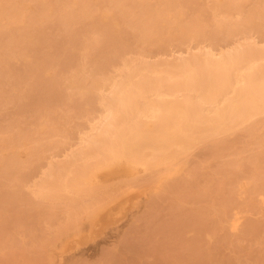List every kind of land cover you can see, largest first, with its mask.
I'll return each mask as SVG.
<instances>
[{"label": "rangeland", "instance_id": "rangeland-1", "mask_svg": "<svg viewBox=\"0 0 264 264\" xmlns=\"http://www.w3.org/2000/svg\"><path fill=\"white\" fill-rule=\"evenodd\" d=\"M44 1L45 2L41 0H0L1 8L3 4V8L1 9V12H0L2 14V15L0 14L1 15L0 16V35H1L0 36V98H1L0 100V138H1L0 139V159L2 158L4 154H6L8 151L11 150V148L9 150V147H11V143H7V144L3 143L5 140L4 138L7 139V134H8V137L11 134V138L14 137L15 135L18 137L19 136L18 134H21L20 135L21 138L19 136V139H15L17 140L15 141L17 145L15 146V149L19 157L18 162L24 161V163L27 165L28 163L30 164V161H31V164L30 165L28 164L27 167H24L25 164L19 165L20 164L19 162L17 167L21 166L20 169L18 170L19 167L18 168L15 167L14 169H16L17 171H14V169L11 168L12 169L11 172L13 173H10L11 169L7 171V169L3 170L0 168L1 169L0 173L5 171L4 174H6V175L0 174V194L1 192L4 191L3 194L0 195V198L4 195V197L1 198L0 200V264H264V179H262L264 178V172H263L264 171V165H263L264 164V160H263L264 159V147H263L264 138L261 137V135H263L264 137V113L263 114L257 113L255 114V116L253 115L249 120H247V122L241 123L240 124L241 126L239 125L238 127L236 126L232 130H229L230 135L232 132L231 136L234 138H231V136H229V131H227V133L225 132L224 135H220L223 133H219V135L216 134V135H213L214 137L211 136L207 140L205 139L203 141L204 143L200 141L201 144L207 145L206 147L208 149L205 147V145L204 146L201 145L200 142L196 143L198 146L194 144V146H192L193 148L190 147L187 150V153L182 155L181 158H179V162L176 165V168H178L176 170L177 172L175 171L176 173L174 171L172 172L170 171L171 172L170 173L168 169L165 168L166 166L164 165L154 166L153 168H150L153 171L145 169L140 165H135L133 167V170L124 171L122 173L120 171V172L114 173L115 175L113 174L111 176L109 175L108 178L106 176L98 178L99 181H96V184L99 187L102 186L101 187L102 189L98 187L97 190L98 189L99 190L96 193H94L93 190H87L86 192H84V194L80 193V195H77L76 193L70 190H64L63 195H62L63 197H59L61 200L58 197L52 198L46 195L41 196V198L44 200L42 199L40 200L39 196L42 194L38 192V190L36 189L37 187H35L37 186L36 184L41 181V180H38L37 178L41 179L40 174H42V172L44 171V167L45 168L47 167L48 169L52 163L54 164V162L55 163L57 162V158H58V161L61 157L63 158V155H64V158H66V155H68L69 152L72 151L70 149L74 150L79 146V144H82L81 143L82 141L80 142V137L84 138L86 136V134H82V132L88 134L89 131H91L90 130V127L92 125L91 122L94 121L93 124H95L97 122L95 120H98V117H100V115L98 116V114L103 112V105H101L102 101L100 102L98 98V96L101 95V92H102L101 90H97L95 88H89V89L83 88L84 90L83 89L79 90L78 88L71 87V84H72L71 80L69 82L67 81L69 80V78H71L73 74L76 73V71L75 73H73L72 70L74 71L79 68L78 63L80 64V66L82 63L84 64L83 70L85 71L82 70V73H84L85 75L84 74L82 75L84 77L87 76L86 78H90V76H93V75L94 77L96 75L99 76L100 74H104V73L105 74L107 73L106 75L110 76L111 78L113 77L116 78L117 75H120L119 73L122 72V69L125 70L128 66H131L132 64H134L133 62H135V59L138 60V58L140 59V57H142L144 60H147V61L152 62L155 59L154 60L155 62H158V60L160 62V60H164V58L166 60L168 59V57H169L168 60H170L172 58L171 54L172 56L174 55L175 57V54L178 55L177 53L179 52H181L183 56L184 54L186 55L188 51L190 52L195 51L198 53L200 48L204 47V45L213 46L214 49L216 50L217 49L221 50V49H224L225 47L228 48L234 43H237L236 41L240 39L241 40L239 42L241 43H244V42H247V40L253 39L254 41L256 40L261 41L264 44V27H263L264 10L261 11L263 12L261 13L262 16L258 15L254 18L255 22L253 25L254 26L256 25L255 27L252 26L250 27L251 29L249 27H245V28L239 27L238 29H236V31H234L235 33L233 32L232 35L231 33H228L227 34L228 36H227L226 35L227 29L225 27L219 26V28H217L218 27L216 26L217 20L224 21V22L225 20L226 22H229L230 20L227 21L228 19H231V21L233 22L238 21L240 20V17L242 18L241 16L242 11L247 10V9L250 10V8H253V6L256 5V2L254 3L253 0L252 1L251 0L249 1L239 0V3H241L239 5L240 8L236 7L235 9H232L233 11L230 10L231 12L229 11L228 14L224 15L223 11H220L221 13L219 11L218 12L216 11L217 13L214 11L215 10L214 4L217 3L218 0H197V2L202 1L201 3L202 5L201 4L199 5L200 2L197 3L196 0H194L195 3H193L194 1L192 0H186V3H184L183 5L188 6V8L186 9V6H184L185 10H183V7H182L183 5L180 6L181 2L182 1L184 2V0L182 1L181 0H178V1L169 0L170 3L171 2L172 3L168 5L167 9H170L171 7V10L170 11L167 10V12L166 11L157 12L156 10L158 8L156 6H158L162 0L160 1L159 0H146V1L140 0L141 2L139 1L138 2L139 4L137 3V0H117V2L119 3H117L116 0H104V1H101L100 3H98L97 0H88V3L89 1L90 3L87 5L90 7V9L89 7H87L88 9L86 13L84 14L85 16L81 15L82 18H80L81 16L78 15L80 13L79 11L82 6L80 5L81 4L80 0H63V2L66 1V3L64 2V4H61L63 3L62 0H56L57 3L55 0H52V3H51V0H44ZM59 1H61V3ZM114 1L116 2V4ZM254 1H257V0H254ZM142 2H144L146 5L147 4L151 5L150 7L152 9L155 7L154 13L156 16L160 17L159 20L161 23H166L169 26L175 23V21H173L174 20L173 15L175 14L174 12L175 7L176 9H178L179 7L183 11L182 12V18L184 19L183 22L193 19L195 22L197 21L199 23L200 27L199 25H197V23H195L197 26L195 31L193 30L191 32V30L188 29L190 32L186 31L187 33L185 31H181V29H179V25H177L178 28L177 26H174V27L171 26L170 27L171 32L168 31L169 28L168 30H166V28H163L161 30L158 29L160 31L159 33L157 32L158 35L157 34H153L154 36L151 35L153 39L155 38V35H157L156 36L157 38L153 40L150 36L149 38L145 36L147 40H144L145 37H142V38L139 37L141 36V33H140V30L136 28L138 25L135 24L136 22L137 24L140 23V19L135 18V16H137L138 18L139 17L143 18V15L141 14V9H140L141 8L140 3ZM4 3H7V4H4ZM111 3H113V5H111ZM108 4L111 5L112 7L116 5L117 11H116V7L112 8ZM118 4L120 5L118 6ZM129 4L134 9H132ZM132 4L136 6L134 7V5ZM187 4H189L190 6ZM195 4H198V6H200V9L197 8L198 6H196ZM123 5H126L124 7L127 10L123 7ZM127 5L130 8H128ZM75 6L76 8H73ZM137 6L139 7L140 12L137 11V14H136V10H137L136 8H138ZM122 7H123V10H122ZM173 8H174V11H173ZM120 9L122 10L123 14L118 11ZM128 9L129 11L133 12L132 13L133 17L130 16L131 14H128L129 17H131L135 21L127 17H122L124 13L129 12ZM194 9L196 10L198 9L200 12ZM238 9L240 10L243 9V10L239 13L240 10ZM12 10L14 11V14L12 13L13 12ZM124 10H126V12ZM61 11L63 14L61 13ZM3 12L5 13V15ZM70 12L76 13V15L74 13V15L76 16L75 17L76 19L74 18V15H72L73 18L70 20L71 22L68 21L67 25H65L63 23V19L65 18V16H68V13L69 15H71L72 13ZM90 13L94 17H92ZM118 13H119V16H118ZM196 13H197V16H195ZM133 14L134 15L136 14V15L134 16ZM55 15H57L58 17H56ZM113 15H117V17L121 16L123 18V19L118 18V20L119 21L121 20V22H119V25H120L121 30L123 29L124 30L123 31L120 30L121 32L118 35V37H116V39L114 38L112 40L108 39V41L104 43L105 41V39L103 41L104 28L102 26L104 23L99 21L98 18L99 16L104 17V18L106 16V18L109 19ZM223 15L224 16L227 15V16L223 17ZM194 16L195 18H197L196 20L194 19ZM55 18H57L58 20ZM94 18L98 22V23L95 22L96 25H94L95 24ZM126 19L128 20V23L127 21H123L125 23L124 24L122 20H126ZM234 19L236 20L234 21ZM260 21L263 23H261ZM132 22L133 23L135 22V23L133 24ZM130 25L134 27H129ZM39 26L41 27L40 30H39ZM93 26L95 27L93 28ZM175 27H176L177 32L173 33V31H176ZM80 28L83 29V33ZM132 28L136 29L135 33H136V36H138L139 38H137L134 35L135 33L132 32L134 31ZM253 28H254V31L256 30L255 32L253 31ZM221 29L225 30V32H223V30ZM34 30H35V33H34ZM259 30H261L262 32ZM40 32L42 33L41 35H39ZM8 33L12 34V37H9L10 34L8 35ZM168 33L170 34L168 35ZM171 33H173V35H171ZM67 37L70 39L69 41H71V38H73V42H69ZM92 37H94L93 40H92ZM120 38H121V41H120ZM48 39H51V40H48ZM100 39L103 42L100 41ZM95 40L98 41L100 44L102 42L101 47L104 46V48L102 47L103 50L104 49H108V50H104L103 52V50L101 51V47H100V49H97L99 50L97 53L98 55H97L95 53V51L97 52L96 49H94L95 51L90 49L91 52L94 51L91 53L92 56H93V53H94V56L95 55L98 56L94 58L93 60L94 62L91 60L92 56L89 59L85 58L84 56L81 59H79L80 58L79 56L83 55L82 52L79 54V51H80V48L83 47L84 43H87V45H90L89 42H92ZM150 40H153V41H150ZM160 40H162L163 42ZM46 41L51 46L47 45ZM114 41H119V42H116L115 44ZM50 42L52 44H50ZM261 42L260 43L258 42V44H261ZM70 43L72 44L70 45ZM140 43L141 45H139ZM78 44H81L82 46L80 45V48H79ZM110 45L113 47L112 48L113 50L111 49ZM142 45L145 47L143 48ZM71 46L72 48H75L76 50L72 49ZM138 46L140 47V49ZM115 47L118 49H116ZM62 48L65 50H63ZM70 49H72V51L74 52H72ZM109 49H111V51ZM82 50L83 48H81V51ZM102 52L103 54L104 53L105 54L103 55ZM109 52H111V54ZM66 53L67 55H65ZM102 57L105 59H103ZM40 59L43 62H41ZM96 59L97 60L99 59L98 61L100 62V64L102 62V64L100 65ZM131 59L134 61L132 62ZM36 60H40V61H36ZM171 60H175V58ZM123 61L126 63V68L124 66ZM127 61L131 65H129ZM95 62L96 64H94ZM41 63H43V65ZM40 64L43 66L42 70H39ZM76 65H78V68ZM90 65L91 66L95 65L94 67L95 69L92 68ZM97 65H100V67H98ZM42 66H40V69ZM33 69H34L33 74H31ZM35 70H37V72ZM89 70H91V73H88L90 72ZM39 72L41 73L37 74ZM70 73H73V74H70ZM51 76L53 77V80L55 78L56 82L52 80ZM66 76H68L69 78ZM49 79L55 82L54 83L55 86L57 85L58 86L51 88L50 84H48L50 82ZM57 79L59 81H57ZM71 79H73V76ZM38 81H41L40 85L39 83H37ZM57 82H60V84ZM67 83H69V85ZM44 84H45V89H44V86H42ZM25 85H28V86L23 88ZM31 86H33V88ZM47 86H50V87L47 88ZM68 86H70L71 88ZM20 87L22 88L21 91L19 90ZM40 88L41 89L43 88L42 90H45V91H42V94L47 93L48 91L51 94L48 92L47 93L48 96L45 97V95H42L40 93L41 91L39 90ZM57 88L62 89V90H57ZM15 89L19 91L17 90L15 91ZM107 90H108V87H106L102 93L106 94ZM60 91L62 94L60 93ZM29 93H33L32 98L35 99L34 102L30 100L32 98L30 97L31 95ZM3 94H5L4 97H3ZM25 94L26 95L28 94L30 99L29 98L27 99L28 95L24 96ZM35 94L36 95L38 94L39 96L41 95L46 99L43 100V97L41 98V96L38 98V95L36 96ZM21 96H23V99ZM65 96H68V97H65ZM79 96H81L80 97L81 100L83 99L84 101L80 100L81 102H79V99H80ZM20 98L22 101H20ZM70 98L71 100L69 101ZM87 98L90 102L85 100ZM24 101L27 102V104H25ZM36 101H40V102H38V104H33ZM81 103L83 104L85 103L84 105H86V107ZM36 105L38 108L36 107ZM54 112H55V116H53ZM64 113L66 115H64ZM40 117H42L41 118L42 122H39ZM64 118L66 119L65 120L66 123L64 121ZM253 118L255 122L253 121ZM53 121L54 123L55 122L56 123L54 124ZM248 121L251 122L252 124V125L250 124L251 126L255 125L254 129H256V131L253 130L254 137L252 136V134L250 136L249 132H246L248 129V125H249ZM43 122L47 126V127H44L45 130H43L44 128H42L43 126H45ZM60 122L62 123V129H61ZM40 123L42 126L41 127L42 130L40 129V131L42 133L40 131H39L40 133L37 132L39 130L37 125H40ZM89 124H90V127H88ZM242 126H243V129L241 128ZM54 127L55 128L57 127L58 130L55 129ZM63 127L65 130L63 129ZM244 127L246 129H244ZM18 128H22L23 130L18 129ZM18 130H19V133L17 132ZM23 131H25V135L27 136L29 135V133L32 132L31 133L32 137L29 136L31 138L27 139L28 137L25 136L24 133L22 134ZM49 133L52 135H49ZM66 135H67V138H66ZM78 135H81V136H78ZM16 136L14 138H17ZM227 136H228V140H226ZM258 136H260V138ZM23 137L24 138L26 137V138L24 139ZM46 137H47V140H45ZM216 137L218 138L224 137L223 138L224 140L222 138L219 140ZM36 138H39V139H36ZM49 139H52V140L48 141ZM231 139L234 140V142ZM30 140H32L33 142L31 141L32 142L31 143ZM213 140H214V143H213ZM259 140L260 141L263 140V141L260 143ZM5 141L6 142L11 141L10 137ZM34 141H38V142H35L34 144ZM206 141H208L207 144L205 143ZM209 141L211 142L210 144H209ZM49 142L51 145H49ZM28 144H30V146H28ZM38 144L43 145V146L41 147ZM54 144L58 147H56ZM229 144L231 146H229ZM216 145H217V148H216ZM256 145H259L260 147L259 146L256 147ZM224 146L226 148H224ZM30 147L32 148V152H29V150L31 151ZM71 147H74V148H71ZM35 150H38L39 154H37L36 153L37 151L35 152ZM234 150L235 152H233ZM209 151L213 156H211ZM211 151L212 152L215 151L214 154ZM27 152H29L30 155L32 154L31 158L34 161V163L32 162V160H30V157H29L30 155H28L29 153ZM40 152H42V155ZM256 154L257 155L260 154L259 159L261 161L259 159H256L257 158ZM27 156L29 158L24 160V158ZM34 158L36 161L34 160ZM49 158L56 159V160L50 161ZM250 158H252L253 161ZM49 161L51 164L49 163ZM257 161L259 163H257ZM35 162H38V163L36 164ZM216 162L220 163V165H214V164H217ZM239 162L240 164L242 163V165H240ZM260 162L263 164L261 165ZM34 164L35 166L37 165L35 168H34ZM197 164L199 166L196 168ZM251 164L254 166H252ZM258 164H260L263 167V171H260L262 170V167L260 166L261 167L260 168ZM31 165L33 167H31ZM215 166L217 167L215 168ZM249 166L254 168V169L252 168L253 171L252 169L248 170L250 168ZM219 167H220L219 169L220 174L217 172L219 171L217 169ZM32 168H34L35 170H32ZM158 168L162 169L161 170L162 172L161 171L160 172H161V175L163 176H162V179L161 178L160 179L161 180L164 179V182L167 180L168 181L167 183L166 182L163 183V181L159 180L158 176L156 178V174H153L154 172L157 171ZM30 169H31V172H30ZM194 169L196 170L194 171ZM191 170H193L192 175L193 174L195 175L196 172L199 175L196 174L195 176L194 175L190 176L191 174H189V171ZM165 171L167 172L166 173L167 175L164 174ZM227 171L228 173H231L232 171L233 173L231 174H234L235 176L232 175L233 176L232 178L231 174L227 175L228 174L227 173L225 175ZM212 172L214 173V175L210 174ZM222 172H224L223 173L224 175L222 174ZM262 172H263V176L261 175ZM256 173H261L257 175V177L259 176L258 178H254V175L256 176ZM176 174L178 175L180 174L181 176L180 175L179 176L181 177V179H178V181L176 180L174 182L173 181L169 182L168 179L172 180L174 178L173 175H176ZM99 175L102 176V171H99ZM150 175H151V178L150 179L147 178V177H150ZM164 175L167 176L166 180H165ZM210 175L212 179L209 177ZM250 175H252V178ZM185 176H187L188 178ZM196 176H197V179H196ZM226 176H228L227 177L228 180L226 179ZM236 176H238V179ZM41 177H44V176L42 175ZM182 177H184L183 180H182ZM221 177L223 179H221ZM259 178H261V180H259ZM34 179L38 180V182L37 181L34 182V184L36 183L35 186L33 184V181H35ZM145 179H147V181ZM179 180L183 184H179L181 183ZM185 180L186 182H184ZM187 180L189 181L187 182ZM247 180L250 181L249 184ZM254 180L255 182L257 180V182L259 183H256V184L255 182L253 183ZM177 182H179L178 183L179 186L176 184ZM210 182L211 184L208 185ZM170 183H172L173 186H175L174 183L177 185L175 186V189H172L173 186ZM168 184L169 186H171V189L167 187ZM11 186H15L17 189L15 187H13L12 189ZM164 186L166 187V189ZM185 186L188 188H186ZM113 187L114 189H112L111 191V188ZM126 187H128L127 188L128 190L127 192L129 193V194L127 193L128 195L123 190ZM189 187L191 188L189 189ZM202 187H205V188H202ZM119 188H121V190L124 191V193L128 196V198L125 194L122 193V191L120 193L122 195L118 193L115 195L114 192L118 190ZM193 188L195 191L193 190ZM230 188L232 189L233 192L230 190ZM13 190H16V191H13ZM35 190H37V192H35ZM17 191H19L20 193L18 194ZM6 192L9 193L12 196V198L9 194L8 196L5 195ZM10 192H14V193L16 192L14 195L17 197V194H18V196H20L21 198L19 199L17 197L16 199V197L12 195L13 193H10ZM22 192L25 194V196L23 195ZM34 192L35 194L40 193V195L36 194L38 196L37 197L34 194ZM111 192H113L114 194ZM160 193L162 194V196L159 195ZM196 193H198V195ZM215 193L217 194V196ZM109 194L111 197L109 196ZM112 194L115 196H121L120 199L122 198V201L119 203L120 201L119 197L117 198L113 197ZM211 194H213L212 195L213 198L212 196H210ZM26 195L27 196L30 195L31 197L26 199L24 198V197H27ZM86 195L89 197H85ZM44 196L45 198H43ZM76 196L81 201L78 198H76ZM7 197L11 199L9 200ZM109 197L110 198L113 197V199L115 198L117 202L115 201V199L114 200L112 199L116 203H111L110 201L111 199ZM246 197L251 198V200H249L248 202V199H246ZM5 198L8 199L9 203L7 202ZM14 198L16 199L15 201L19 199L20 202L19 200L18 202H14L13 200ZM30 198L31 199L33 198V199L31 200ZM102 198L106 200V203L108 202L107 200H109L110 201L109 204L111 205L108 206V203L105 204L104 202L105 204L104 207H107V206L108 207L107 209L105 208V210H103L104 212L102 213L103 214L106 213V216L104 214V216H102L97 222L98 224L96 223L97 225H91L90 222H88L89 220L88 219L89 217H87L88 211L91 208H94L95 204L99 205L98 203H100V201H101L100 204L102 205L103 203ZM11 200H13L12 202H14L15 204L12 203ZM25 201L26 203H24ZM41 201L43 202V206H40L42 205ZM96 201L98 203H96ZM27 202L29 203V205ZM36 202L37 204H35ZM86 202H87V205H86ZM245 202L247 204H245ZM26 204L28 206L27 208H30V205H31L32 208L30 209L35 210V212H33L32 210L30 211L29 209L27 211ZM71 204L73 205V207L71 206ZM116 204H118L117 205L118 207L117 206L114 207ZM36 205L37 207L38 206L39 207L37 208ZM48 205L50 206L46 207ZM91 205H94V207ZM23 206H24V209H23ZM88 207H91V208L88 209ZM109 207L110 208L112 207L113 209L114 208H118V209H114L116 210V212H114L113 209L110 210ZM207 207H209L210 209ZM72 208H74L73 213H71L73 217L69 215L70 214L69 211L70 210L72 211ZM66 209L69 210L67 211L69 212L68 214L66 213ZM83 209H86V210L84 211ZM125 209L127 210L125 211ZM36 210H38L40 213ZM56 211H58V213H56ZM60 211L61 212L63 211V212L61 213ZM25 212L27 213V215L29 213V215L27 216ZM31 212H33V214H31ZM46 212H49L48 214L50 215H48ZM50 212L54 215V217ZM82 212L86 213L87 216H84L85 214H83ZM22 213H25V214L22 215ZM234 213L235 215L237 213L240 214L239 217L241 218L239 219L240 222L238 223V227L232 230V229H229L230 227H228V225ZM19 214L22 215V217ZM5 215H7L6 217L8 218H6ZM67 216H70V217L67 218ZM62 218L68 224H66ZM62 224H64L65 227L64 226L61 227L60 225ZM89 225L90 227L91 226L92 227L90 228ZM250 225L254 228H252ZM76 226L78 228H76ZM95 227L97 228L99 227V228L97 229ZM79 228H81V231L79 230L77 232ZM89 228L92 231L91 230L89 231ZM57 230H60L61 234L60 232L57 233L58 232ZM72 231L74 232L76 231L75 235L77 233L79 234V235L77 234L78 236L76 235L77 238L75 237ZM65 234L69 236L68 239ZM70 236L72 238L74 237L77 240L73 238L74 241H72L71 240L72 238ZM82 236L84 237L83 239L81 238ZM67 241H70V242L67 243Z\"/></svg>", "mask_w": 264, "mask_h": 264}, {"label": "bare ground", "instance_id": "bare-ground-1", "mask_svg": "<svg viewBox=\"0 0 264 264\" xmlns=\"http://www.w3.org/2000/svg\"><path fill=\"white\" fill-rule=\"evenodd\" d=\"M41 1H43V2H45L44 0H41ZM56 1V0H55ZM101 1H104V0H97V2L98 3H100ZM140 0H137V3L139 2ZM141 1H143V0H141ZM140 1V2H141ZM144 1H146V0H144ZM160 1V0H159ZM159 1H158V3H159ZM174 1H178V0H174ZM182 1V0H181ZM181 1H179V2H181ZM192 1H194V0H192ZM237 0H218V2L217 3H215L214 5V11L216 12H220V11H223L224 12V15L225 14H228V12L230 11V10H232V9H235L236 7L238 8H240V4L241 3H239V0L236 2ZM249 1V0H248ZM252 1V0H251ZM5 2V1H4ZM60 3H61V1H59ZM62 2H63V0H62ZM65 3H66V1H64ZM64 2L63 3H61V4H64ZM78 2V1H77ZM80 2H81V4L80 5H82L81 6V8H80V13L78 14L79 16H81V15H84L85 13H86V11H87V7H89L87 4H89L90 3V1H89V3H88V0H80ZM115 2V1H114ZM113 2V3H114ZM116 2H117V0H116ZM116 2H115V4H116ZM133 2V1H132ZM148 2V1H147ZM189 2V1H188ZM196 2H197V0H196ZM200 2V1H199ZM199 2H197V3H199ZM253 2L255 3L256 2V5L255 6H253V8H250V10L249 9H247V10H244V11H242V10H240V9H238V10H240L239 11V13L242 11V13H241V16H242V18L240 17V20H238V21H235L236 19H234V21L235 22H233V21H231V19H228V18H226V19H228L227 21H229V22H226V20H225V22L224 21H218L217 19V25L216 26H218L217 28H219V26L221 27V26H223V27H225L226 29H227V33H226V35L228 34V33H231V35H232V33L234 32V31H236V29H238L239 27H241V28H245V27H252V26H254L253 24H254V18L256 17V16H262V14L261 13H263V12H261L262 10H264V0H257V1H254L253 0ZM39 3V2H38ZM37 3V4H38ZM49 3V2H48ZM51 3H52V0H51ZM56 3H57V1H56ZM113 3H111V5H113ZM117 3H119V2H117ZM135 3V2H134ZM137 3H136V5H137ZM142 3H144V2H142ZM142 3H140L141 4V14L143 15V18L142 17H137V16H135L136 14H137V11H139L140 12V10H139V7L138 8H136L137 10H136V14L134 15L135 16V18H137V19H140V23L139 24H137V22L135 23L136 25H138L136 28L137 29H139L140 30V33H141V36H139V37H148L149 38V36L152 38V36H154L153 34H157V32L159 33L160 31L158 30V29H163V28H166V30H168V28H169V30L168 31H170V27L171 26H177V25H179V29H181V31H187V32H190L188 29H190L191 30V32L194 30L195 31V29H196V24L195 23H197V25H199V23L196 21H194L193 19L191 20L190 18H188V19H190V20H188V21H185V22H183L184 21V19L182 18V9L181 8H179L178 7V9H176V7H175V11H174V8H173V11L175 12V14L173 15V21H175V23H173L171 26H169L168 24H166V23H161L160 22V17L159 16H156L155 15V13H154V11H155V7L152 9L150 6L151 5H149V4H142ZM149 3V2H148ZM172 3V2H171ZM170 3V1L169 0H162L160 3H159V5L158 6H156V7H158L156 10H157V12H164V11H166L167 12V10H171V7H170V9H167L168 8V5L169 4H171ZM184 3H186V0H184V2L182 1L181 2V5L180 6H182ZM193 3H195V1L193 2ZM192 3V4H193ZM202 3V1L199 3V5ZM251 3V2H250ZM4 4H7V3H4ZM102 4H103V2H102ZM114 4V5H115ZM139 4V3H138ZM180 4V3H179ZM190 4V3H189ZM189 4H187V5H189ZM9 5V4H8ZM60 5V4H59ZM109 5V4H108ZM111 5H109V6H111ZM120 4H118V6H119ZM122 5V4H121ZM130 5V4H129ZM132 5H134V4H132ZM136 5H134V7L136 6ZM149 5V6H148ZM196 6H198V4H195ZM194 5V6H195ZM202 5V4H201ZM37 6V5H36ZM64 6V5H63ZM79 6V5H78ZM104 6V5H103ZM124 6H126V5H123V7ZM171 6V5H170ZM184 6H186V5H183L182 7H183V10H185L184 9ZM190 6V5H189ZM242 6V5H241ZM10 7V6H9ZM112 7V6H111ZM114 8L116 7V5L115 6H113ZM112 7V8H113ZM123 7H122V10H123ZM127 7L128 8H132V9H134L131 5H130V7L127 5ZM2 8H3V4H2ZM1 7H0V12H1V9H2ZM38 8V7H37ZM73 8H76V6L75 7H73ZM72 8V9H73ZM78 8V7H77ZM125 8V7H124ZM188 8V6H186V9ZM197 8H199L200 9V6H198ZM6 9H8V8H6ZM89 9H90V7H89ZM126 9V8H125ZM213 9V8H212ZM65 10V9H64ZM79 10V9H78ZM121 10V9H120ZM120 10H118L119 12H121L122 14H123V12H122V10L120 11ZM127 10V9H126ZM126 10H124L125 12H126ZM194 10H196V9H194ZM13 11V10H12ZM75 11V10H74ZM116 11H117V7H116ZM128 11H129V9H128ZM196 11H199L198 9L196 10ZM233 11V10H232ZM6 12H7V10H6ZM89 12V11H88ZM200 12V11H199ZM216 12V13H217ZM231 12V11H230ZM4 13V12H3ZM13 14H14V11L12 12ZM60 13V12H59ZM61 13H62V11H61ZM70 13H72V12H70ZM74 13L75 12H73L71 15H69V13H68V16H65V18L63 19V23L65 24V25H67V23H68V21L69 22H71L70 20L73 18V16L72 15H74ZM132 11H129L128 13L126 12V13H124V15L122 16V17H127V18H130V19H132L131 17H129V15L128 14H131L130 16H132ZM198 13V12H197ZM197 13H196V15L195 16H197ZM221 13V12H220ZM1 14V13H0ZM58 14V13H57ZM63 14V13H62ZM91 14V13H90ZM117 14V13H116ZM140 14V15H141ZM199 14V13H198ZM230 14V13H229ZM261 14V15H260ZM2 15V14H1ZM0 15V16H1ZM4 15H5V13H4ZM17 15V14H16ZM75 15H76V13H75ZM74 15V18L76 17ZM86 15H88V14H86ZM128 15V16H127ZM141 15V16H142ZM223 15V17H226V16H224ZM264 15V14H263ZM9 16V15H8ZM56 17H58L57 15H55ZM85 16V15H84ZM90 16V15H89ZM91 16H92V14H91ZM118 16H119V13H118ZM195 16H194V19L196 20L197 18H195ZM232 16V15H231ZM92 17H94V16H92ZM96 17V16H95ZM121 17V16H120ZM120 17H117V15H113L111 18H109V19H107L106 18V16H105V18L104 17H100L99 16V21H101V22H103L104 24L102 25L103 26V28H104V38H103V41H104V39H105V41H104V43L106 42V41H108V39H110V40H112L113 38L114 39H116V37H118V35L120 34V32L121 31H123V30H121V28H120V25H119V22H121V20L119 21L118 20V18L119 19H123L122 17L120 18ZM133 17V16H132ZM230 17V16H229ZM239 17V16H238ZM1 18H3V17H1ZM8 18V17H7ZM80 18H82V16L80 17ZM90 18V17H89ZM101 18V19H100ZM142 18V19H141ZM192 18V17H191ZM199 18V17H198ZM214 18V17H213ZM55 19H57V18H55ZM61 19V20H62ZM76 19V18H75ZM84 19V18H83ZM95 19V18H94ZM136 19V20H137ZM219 19H221V18H219ZM238 19V18H237ZM263 19V18H262ZM58 20V19H57ZM56 20V21H57ZM82 20V19H81ZM89 20H91V19H89ZM133 20V19H132ZM187 20V19H186ZM215 20V21H216ZM21 21H23V20H21ZM20 21V22H21ZM60 21V20H59ZM123 21H127V23H128V20L126 19V20H122V22ZM129 21H131V20H129ZM133 21H135V20H133ZM199 21V20H198ZM81 22V21H80ZM88 22V21H87ZM95 22H97V20L95 19V21H94V23ZM187 22V23H186ZM259 22V21H258ZM261 22V21H260ZM58 23V22H57ZM79 23V22H78ZM98 23V22H97ZM124 23V22H123ZM133 23V22H132ZM133 23V24H134ZM184 23V24H183ZM186 23V24H185ZM261 23H263V22H261ZM59 24H60V22H59ZM63 24V25H64ZM77 24V23H76ZM93 24V23H92ZM125 24V23H124ZM130 24V23H129ZM128 24V25H129ZM132 24V25H133ZM62 25V26H63ZM85 25H86V23H85ZM88 25V24H87ZM94 25H96V23L94 24ZM127 25V24H126ZM132 25H130L129 27H134V26H132ZM258 25V24H257ZM92 26V25H91ZM256 26V25H255ZM254 26V27H255ZM38 27V26H37ZM61 27V26H60ZM66 27V26H65ZM87 27V26H86ZM85 27V28H86ZM95 26H93V28H94ZM199 27H200V25H199ZM263 27H264V25H263ZM40 26H39V30H40ZM67 28V27H66ZM75 28V27H74ZM83 28V27H82ZM82 28H80L81 29V31H82V33H83V29ZM177 28H178V26H177ZM257 28V27H256ZM262 28V27H261ZM260 28V29H261ZM34 29H35V27H34ZM37 29V28H36ZM88 29V28H87ZM133 29V28H132ZM251 29V28H250ZM38 30V29H37ZM36 30V31H37ZM89 30V29H88ZM103 30V29H102ZM121 30V31H120ZM134 31H132L133 33H135L136 32V29H133ZM138 30V31H139ZM172 30V29H171ZM175 30H176V27H175ZM221 30H223V29H221ZM239 30H241V29H239ZM245 30V29H244ZM243 30V31H244ZM248 30V29H247ZM22 31V30H21ZM71 31V30H70ZM167 31V32H168ZM173 31V30H172ZM198 31V30H197ZM253 31H254V28H253ZM256 31V30H255ZM254 31V32H255ZM259 31H261V30H259ZM10 32V31H9ZM64 32H65V30H64ZM69 32V31H68ZM90 32V31H89ZM103 32V31H102ZM171 32V31H170ZM176 33L177 32V30L176 31H173V33ZM179 32V31H178ZM186 32V33H187ZM223 32H225V30H223ZM247 32V31H246ZM245 32V33H246ZM262 32V31H261ZM34 33H35V30H34ZM92 33V32H91ZM138 33V32H137ZM173 33H171V35H173ZM235 33V32H234ZM241 33H242V31H241ZM5 34H7V33H5ZM10 33H8V35H9ZM42 33L40 32V34L39 35H41ZM95 34V33H94ZM94 34H93V36H94ZM97 34H98V32H97ZM96 34V35H97ZM170 33H168V35H169ZM189 34H191V33H189ZM68 35V34H67ZM71 35V34H70ZM69 35V36H70ZM78 35H79V33H78ZM85 35V34H84ZM121 35H122V33H121ZM120 35V36H121ZM135 36H136V33L134 34ZM140 35V34H139ZM152 35V36H151ZM158 35V34H157ZM157 35H155V38H157L156 36ZM185 35V34H184ZM1 36V35H0ZM82 36V35H81ZM99 36H101V35H99ZM176 36V35H175ZM192 36V35H191ZM211 36V35H210ZM228 36V35H227ZM9 37H12V34H10L9 35ZM39 37V36H38ZM80 37V36H79ZM78 37V38H79ZM85 37H87V36H85ZM98 37V36H97ZM137 38H139L138 36H136ZM146 37L144 38V40H147L146 39ZM178 37V36H177ZM176 37V38H177ZM225 37V36H224ZM2 38V37H1ZM44 38V37H43ZM68 38V37H67ZM75 38V37H74ZM101 38V37H100ZM154 38V39H155ZM159 38V37H158ZM227 38V37H226ZM246 38V37H245ZM253 38H255V37H253ZM84 39V38H83ZM94 39V37H92V40ZM153 39V38H152ZM153 39V40H154ZM160 39V38H159ZM158 39V40H159ZM250 39V38H249ZM48 40H51V39H48ZM70 39L68 38V41H69ZM79 40V39H78ZM98 40V39H97ZM118 40V39H117ZM123 40V39H122ZM140 40V39H139ZM153 40H150V41H153ZM241 40V39H240ZM240 40H237L236 42L237 43H234L233 45H231L230 47H228V48H224V49H221V50H216V49H214V47L213 46H205L204 45V47H201L200 48V50L199 49H197V50H199V52L197 53V52H195V51H188L187 52V54L185 55L184 54V56H183V54L181 53V52H179V53H177L178 55H176L175 54V57H174V55L172 56V54H171V59H174L175 58V60H168L169 59V57H168V59H166L165 60V58H164V60H160V62H159V60H158V58H160V57H158L157 58V60H158V62H155L154 60V62L152 61H147V60H144L142 57H140V59L138 58V60L137 59H135V62H133L134 60H132V62L134 63V64H129V62H128V64L129 65H131V66H128V64H127V68H126V63L123 61V63H124V66H125V70L124 69H122V72L121 73H119L120 75H117V77L115 78V77H113V78H111L110 76H107L104 72V74H100L99 76L98 75H96V73H95V77H94V75L93 76H90V78H86L87 76H83L82 74H84V73H82V70L84 69V64L82 63L81 64V66H80V64L78 63V65H79V68H78V65H76L77 66V68L78 69H76V70H72V72L73 73H75V71H76V73L75 74H73V73H70V74H73L72 76H73V79H71L72 78V76H71V78H69L68 76H66V77H68L69 78V80H67L68 82L71 80V87H75V88H78L79 90L80 89H89V88H95V89H97V90H101L102 92L104 91V89L106 88V87H108V90L106 91L107 93L106 94H104V93H102L101 92V95H99L98 96V98H99V100H100V102L102 101V103H101V105H103V112L102 113H99L98 114V116L100 115V117H98V120H95V121H97L95 124H93L94 123V121L93 122H91L92 123V125H91V127H90V124H89V126L88 127H90V130L91 131H89V133L87 134V133H83L82 132V134H86V136L84 137V138H81L80 137V142L82 143V144H79V146L76 148V149H70V150H72L71 152H69V154L68 155H66V158H64V155H63V158L60 160L59 159V161H58V158H57V162L55 163L54 161L56 160V159H50V161L51 160H54L53 162H54V164L52 163H50V161H49V163L51 164L50 165V167L47 169V167L45 168L44 167V171L42 172V174H40V178L41 179H39V178H37L38 180H41L39 183H35L37 186H35V184H34V182H38V180H36V179H34L35 181H33V184H34V186L35 187H37L36 189L38 190V192H40L42 195H40V193L39 194H37V195H40L39 197V199L41 200L42 198H41V196H43V195H46V196H50V197H63L62 195H63V191L64 190H70V191H72V192H74V193H76L77 195H80V193H82V194H84V192H86L87 190H93L94 191V193H96L98 190H97V188L99 187L97 184H96V181H99L98 180V178H101V177H109V175L111 176L112 174L113 175H115L114 173H117V172H120L121 171V173L122 172H124V171H130V170H133V167L135 166V165H140V166H142L143 168H145V169H148V170H151L150 168H153L154 166H160V165H164V166H166L165 168L166 169H168V171L170 172H172V171H176L178 168H176V165L178 164V162H179V158H181V156L182 155H184V154H186L187 153V150L190 148V147H192V146H194V144H196V143H198V142H200V141H202V143H204L203 141L206 139H208L209 137H214L213 135H216V134H218L219 135V133H223V134H220V135H224V133L226 132L227 133V131H229V130H232L234 127H238L241 123H244V122H247V120H249L253 115L255 116V114H257V113H264V44L261 42V41H254L253 39H250V40H247V42H244V43H241V42H239ZM41 41H43V40H41ZM85 41V40H84ZM100 41H102L101 39H100ZM102 41V42H103ZM120 41H121V38H120ZM142 41V40H141ZM160 41H162V40H160ZM263 41V40H262ZM69 42H73V38H71V41H69ZM102 42H101V44H102ZM115 42V44H116V42H119V41H114ZM125 42V41H124ZM157 42H159V41H157ZM163 42V41H162ZM242 42H243V40H242ZM258 42L260 43L261 42V44H258ZM46 43H47V41H46ZM79 43H81V42H79ZM121 43H123V42H121ZM151 43V42H150ZM50 44H52L51 42H50ZM72 43H70V45H71ZM89 44L90 45H87V43H84V45H83V47H81V48H83V50L81 51V48H80V45L81 44H78L79 45V48H80V51H79V54L82 52V56H79L80 58L79 59H81L83 56L85 57V58H90L92 55H91V53L92 52H94L95 50L94 49H100V47H101V44L98 42V41H92V42H89ZM109 44H110V42H109ZM112 44H113V42H112ZM123 44H125V43H123ZM155 44H157V43H155ZM47 45H49L48 43H47ZM75 45V44H74ZM77 45V44H76ZM117 45H118V43H117ZM138 45V44H137ZM139 45H141V43L139 44ZM163 45V44H162ZM161 45V46H162ZM230 45V44H229ZM228 45V46H229ZM49 46H51V45H49ZM66 46V45H65ZM82 46V45H81ZM107 46V45H106ZM109 46V45H108ZM143 46V45H142ZM160 46V45H159ZM76 47H78V46H76ZM103 48H104V46H102ZM102 47H101V51L103 50L102 49ZM110 47H111V49L113 48L111 45H110ZM118 47H119V45H118ZM139 47V46H138ZM145 46H143V48H144ZM64 48V47H63ZM62 48V49H63ZM71 48H72V46H71ZM116 48V47H115ZM114 48V49H115ZM72 49H75V48H72ZM72 49H70L71 51H72ZM94 50V51H92L91 52V50ZM111 49H109L110 51H111ZM116 49H118V48H116ZM139 49H140V47H139ZM63 50H65V49H63ZM63 50H62V52H63ZM67 50V49H66ZM70 50H69V52H70ZM76 50V49H75ZM104 50H108V49H104ZM104 50H103V52H104ZM113 50V49H112ZM137 50H138V48H137ZM98 51L99 50H97V52L95 51V53L97 54L98 53ZM116 51V50H115ZM114 51V52H115ZM143 51V50H142ZM66 52V51H65ZM72 52H74V51H72ZM78 52V51H77ZM103 52H102V54H103ZM140 52V51H139ZM67 53H68V51H67ZM67 53L65 54V55H67ZM110 54H111V52H109ZM173 53V52H172ZM72 54V53H71ZM101 54V53H100ZM105 54V53H104ZM103 54V55H104ZM64 55V56H65ZM98 55V54H97ZM97 55H95L94 56V53H93V56H92V61L94 60V58H96V56ZM107 55V54H106ZM109 55V54H108ZM69 56V55H68ZM71 56V55H70ZM102 56V55H101ZM98 57V56H97ZM84 58V59H85ZM100 58V57H99ZM103 58V57H102ZM167 58V57H166ZM43 59V58H42ZM83 59V60H84ZM103 59H105V58H103ZM41 60V59H40ZM40 60H36V61H40ZM97 60V59H96ZM95 60V61H96ZM99 60V59H98ZM97 60V61H98ZM130 60V61H131ZM137 60V61H136ZM101 61V60H100ZM126 61V60H125ZM41 62H43L42 60H41ZM94 62V61H93ZM99 62V61H98ZM39 63V62H38ZM88 63V62H87ZM92 63V62H91ZM122 63V64H123ZM42 65H43V63H41ZM40 64V66H42ZM94 64H96V62L94 63ZM98 64V63H97ZM99 64H100V62H99ZM101 64H102V62H101ZM100 64V65H101ZM121 64V65H122ZM91 65H93V64H91ZM90 65V66H91ZM100 65H97L98 67H100ZM40 66H39V70H42V68H43V66L41 67V69H40ZM161 66V67H160ZM37 67V66H36ZM92 68H94L95 67V65L94 66H91ZM86 68V67H85ZM102 68H104V67H102ZM101 68V69H102ZM95 69V68H94ZM100 69V68H99ZM38 70V69H37ZM37 70H35L36 72H37ZM117 70V69H116ZM33 71H34V69L32 70V73L31 74H33ZM83 71H85V70H83ZM90 72H88V73H91V70H89ZM41 72H39V73H37V74H40ZM93 73V72H92ZM99 73H100V71H99ZM98 73V74H99ZM102 73V72H101ZM53 74H55V73H53ZM116 74H118V73H116ZM85 75V74H84ZM36 76V75H35ZM54 76V75H53ZM88 76H89V74H88ZM41 77V76H40ZM52 77V76H51ZM55 77V76H54ZM35 78V77H34ZM37 78H38V76H37ZM67 78V79H68ZM44 79V78H43ZM66 79V78H65ZM47 80V79H46ZM50 80V82L48 83V81H47V83L48 84H50V86H51V88H53V87H57V86H55L54 85V83L56 82L55 81V78H54V80H53V77H52V80L53 81H55V82H53V81H51V79H49ZM32 81V80H31ZM43 81V80H42ZM45 81V80H44ZM57 81H59L58 79H57ZM109 82V83H108ZM37 83H39V85H40V83H41V81H38ZM36 83V84H37ZM43 83H45V82H43ZM42 83V84H43ZM57 83H59L60 84V82H57ZM56 83V84H57ZM68 85H69V83H67ZM39 85H37V86H39ZM52 85H54V86H52ZM28 85H25L23 88H25V87H27ZM36 86V85H35ZM42 86H44V89H45V84L44 85H42ZM50 86H47V88H49ZM67 86V85H66ZM32 88H33V86H31ZM65 87V86H64ZM68 87H70V86H68ZM70 87V88H71ZM21 88V87H20ZM19 88V90L21 91L22 90V88L20 89ZM36 88V87H35ZM34 88V89H35ZM39 88V87H38ZM38 88H37V90H38ZM46 88V89H47ZM59 88H60V86H59ZM59 88H57V90H62V89H59ZM29 89V88H28ZM43 89V88H42ZM41 88L39 89V90H41L40 91V93L42 94V91H45V90H42ZM73 89V88H72ZM83 89V90H84ZM17 89H15V91H16ZM19 90H17V91H19ZM93 90V89H92ZM50 91H51V89H50ZM55 91H56V89H55ZM95 91V90H94ZM27 92H28V90H27ZM33 92H34V90H33ZM49 92V91H48ZM47 92V93H48ZM85 92H86V90H85ZM99 92V91H98ZM24 93V92H23ZM37 93V92H36ZM39 93V92H38ZM47 93H43L42 95H45V97L46 96H48L47 95ZM50 93V92H49ZM58 93V92H57ZM60 93H61V91H60ZM18 94H19V92H18ZM31 96V98H32V94L33 93H29ZM51 94V93H50ZM55 94H56V92H55ZM54 94V95H55ZM62 94V93H61ZM88 94V93H87ZM28 95V94H27ZM26 94L24 95V96H27ZM36 95V94H35ZM38 95V94H37ZM36 95V96H37ZM5 96V94H3V97ZM34 96V95H33ZM41 96V95H40ZM39 95H38V98L40 97ZM2 97V98H3ZM19 97V96H18ZM22 97V99H23V96H21ZM43 96H41V98H42ZM51 97V96H50ZM49 97V98H50ZM65 97H68V96H65ZM81 96H79V98H80ZM6 98V97H5ZM25 98V97H24ZM29 98V95L27 96V99ZM36 98V97H35ZM30 99V98H29ZM37 99V98H36ZM44 99H46V98H44L43 97V100ZM60 99V98H59ZM0 100H1V98H0ZM31 101H35V99H30ZM67 100V99H66ZM71 100V98L69 99V101ZM81 100V98L79 99V102H81L80 101ZM85 100H87L88 102H90L89 100H88V98L87 99H85ZM20 101H22L21 100V98H20ZM42 101V100H41ZM46 101V100H45ZM84 101V100H83ZM37 102V103H36ZM35 103H33V104H38V102H40V101H36ZM78 102V101H77ZM78 102V103H79ZM24 103L25 104H27V102H25L24 101ZM29 103V102H28ZM68 103V102H67ZM66 103V104H67ZM87 103V102H86ZM32 104V103H31ZM81 104H83V103H81ZM85 104V103H84ZM83 104V105H84ZM89 104V103H88ZM43 105V104H42ZM69 105V104H68ZM33 106V105H32ZM41 106V105H40ZM66 106V105H65ZM85 107H86V105H84ZM89 106V105H88ZM36 107H37V105H36ZM35 107V108H36ZM67 107V106H66ZM85 107H83V108H85ZM38 108V107H37ZM68 108V107H67ZM87 110V109H86ZM66 113V112H65ZM64 113V115H66ZM53 114V113H52ZM53 116H55V112H54V115ZM57 116V115H56ZM67 117V116H66ZM41 118L42 117H40L39 119H40V121L39 122H42V120H41ZM63 118V117H62ZM53 119V118H52ZM51 119V120H52ZM54 120V119H53ZM56 120V119H55ZM66 119L64 118V121H65ZM68 120H69V118H68ZM67 120V121H68ZM252 120V119H251ZM50 121V120H49ZM61 121V120H60ZM253 121H254V118H253ZM45 122H47V121H45ZM249 122V121H248ZM255 122V121H254ZM44 123V122H43ZM53 123H54V121H53ZM56 123V122H55ZM54 123V124H55ZM58 123V122H57ZM65 123H66V121H65ZM253 123V122H252ZM39 124V123H38ZM45 124V123H44ZM43 124V125H44ZM60 124H61V129H62V123L60 122ZM248 124V123H247ZM251 124V122H249V125ZM36 125V124H35ZM248 125V129H247V131L246 132H249V134H250V136H251V134H252V136L254 135V131L253 130H255L256 131V129H254L255 127V125L254 126H249ZM38 126V128H39V130L37 131V129H36V131L38 132V133H40L41 131H40V129L42 130V128H44V127H47L46 126V124H45V126H41V123H40V125H37ZM241 126V125H240ZM247 126V125H246ZM42 127V128H41ZM59 127H60V125H59ZM58 127V128H59ZM65 127V126H64ZM64 127H63V129H64ZM35 128H36V126H35ZM34 128V129H35ZM55 128V127H54ZM242 129H243V126L241 127ZM18 129H21V130H23L22 128H18ZM52 129V128H51ZM55 129H57V127L55 128ZM54 129V130H55ZM72 129V128H71ZM87 129H89V128H87ZM238 129V128H237ZM244 129H246L245 127H244ZM43 130H45V128L43 129ZM58 130V129H57ZM65 130V129H64ZM68 130V129H67ZM66 130V131H67ZM241 130V129H240ZM35 131V132H36ZM40 131V132H39ZM62 131V130H61ZM18 133H19V130L17 131ZM34 132V131H33ZM235 132V131H234ZM14 133H16V132H14ZM24 133V135H25V131H23L22 132V134ZM29 133V132H28ZM27 133V134H28ZM32 133V132H31ZM31 133H29V135L27 136V135H25V136H27L28 138L27 139H30L32 136H31ZM42 133V132H41ZM52 133V132H51ZM70 133V132H69ZM68 133V134H69ZM6 134V133H5ZM33 134H35V133H33ZM32 134V135H33ZM81 134V133H80ZM244 134H245V132H244ZM256 134H258V133H256ZM260 134V133H259ZM15 135V134H14ZM13 135V136H14ZM19 136L21 135V134H18ZM49 135H52V134H50L49 133ZM231 135H232V132H231ZM230 135V131H229V136H231ZM247 135V134H246ZM3 136V135H2ZM16 136V135H15ZM14 136V137H15ZM19 136L17 137V138H14V137H12L11 138V134L9 135V137H10V140L11 141H9V142H6L5 140H7L9 137H8V134H7V139L6 138H4L5 140H4V144H7V143H11V147H9V145H8V147H9V150H10V148H11V150L10 151H8L6 154H4L3 156H2V158L0 159V168L1 169H3V170H6L7 169V171L8 170H10L11 168H15V167H17V165L19 164V162H20V164L19 165H22V164H25L24 163V161L22 162V161H19L18 162V160H19V157H18V154H17V151H16V149H15V146H17L16 145V142L15 141H17V140H15V139H19ZM29 136H31V137H29ZM46 136H48V135H46ZM56 136V135H55ZM78 136H81V135H78ZM235 136V135H234ZM249 136V135H248ZM249 136V137H250ZM34 137V136H33ZM38 137V136H37ZM44 137V136H43ZM61 137V136H60ZM70 137V136H69ZM254 137V136H253ZM259 138H260V136H258ZM261 137L262 138H264L263 137V135H261ZM20 138H21V136H20ZM24 138V137H23ZM26 138V137H25ZM24 138V139H25ZM50 138V137H49ZM63 138H65V137H63ZM66 138H67V135H66ZM216 138H218V137H216ZM222 138V137H221ZM220 137L218 138L219 140L221 139ZM224 138V137H223ZM222 138V139H223ZM226 138V137H225ZM231 138H234V137H232L231 136ZM261 138V139H262ZM1 139V138H0ZM2 139H3V137H2ZM26 139V140H27ZM36 139H39V138H36ZM41 139V138H40ZM54 139V138H53ZM57 139V138H56ZM59 139V138H58ZM69 139V138H68ZM35 140V139H34ZM45 140H47V137H46V139ZM52 139H49L48 141H51ZM60 140H62V139H60ZM66 140V139H65ZM224 140V139H223ZM226 140H228V136H227V139ZM232 140V139H231ZM264 140V139H263ZM263 140H259L260 141V143L263 141ZM19 141V140H18ZM32 140H30V142H31ZM58 141V140H57ZM216 141V140H215ZM233 142H234V140H232ZM253 141V140H252ZM20 142V141H19ZM33 142V141H32ZM31 142V143H32ZM35 142H38V141H34V144H35ZM39 142H41V141H39ZM45 142V141H44ZM43 142V143H44ZM66 142V141H65ZM207 142L208 141H206L205 143L207 144ZM232 142V143H233ZM249 142V141H248ZM256 142V141H255ZM258 142V141H257ZM29 143V142H28ZM46 143V142H45ZM59 143V142H58ZM211 142L209 141V144H210ZM213 143H214V140H213ZM219 143H220V141H219ZM225 143V142H224ZM223 143V144H224ZM37 144V143H36ZM41 144V143H40ZM40 144H38V145H40ZM53 144V143H52ZM60 144V143H59ZM200 144H201V142H200ZM216 144V143H215ZM222 144V143H221ZM231 144V143H230ZM229 144V146H231ZM263 144V143H262ZM261 144V145H262ZM37 145V146H38ZM49 145H51L50 144V142H49ZM55 145V144H54ZM197 145V144H196ZM201 145H203V144H201ZM205 145V144H204ZM203 145V146H204ZM218 145V144H217ZM217 145H216V148H217ZM220 145V144H219ZM225 145V144H224ZM264 145V144H263ZM262 145V146H263ZM3 146V145H2ZM28 146H30V144H28ZM32 146V145H31ZM41 147L43 146V145H40ZM47 146V145H46ZM56 146V145H55ZM75 146H77V145H75ZM198 146V145H197ZM207 145H205V147H206ZM209 146V145H208ZM213 146H215V145H213ZM222 146V145H221ZM226 146V145H225ZM224 146V148H226ZM228 146V145H227ZM257 146H259V145H256V147ZM4 147V146H3ZM33 147V146H32ZM39 147V146H38ZM51 147V146H50ZM52 147H53V145H52ZM56 147H58V146H56ZM260 147V146H259ZM264 147V146H263ZM31 148V147H30ZM40 148V147H39ZM71 148H74V147H71ZM193 148V147H192ZM207 148V147H206ZM212 148V147H211ZM211 148H209V149H211ZM28 149H29V147H28ZM43 149V148H42ZM50 149V148H49ZM208 149V148H207ZM260 149V148H259ZM41 150V149H40ZM69 150V151H70ZM213 150V149H212ZM219 150V149H218ZM217 150V151H218ZM221 150V149H220ZM34 151V150H33ZM37 151V152H36ZM44 151V150H43ZM205 151H207V150H205ZM222 151V150H221ZM257 151V150H256ZM29 152H32V148H31V151L29 150ZM29 152H27V153H29ZM35 152L37 153V154H39L38 153V150H35ZM212 152V151H211ZM215 152V151H214ZM214 152H212L213 154H214ZM220 152V151H219ZM218 152V153H219ZM223 152V151H222ZM233 152H235V150L233 151ZM237 152V151H236ZM259 152V151H258ZM34 153V152H33ZM41 153V155H42V152H40ZM65 153H67V152H65ZM209 153H210V151H209ZM208 153V154H209ZM232 153V152H231ZM254 153V152H253ZM252 153V154H253ZM263 153V152H262ZM207 154V153H206ZM211 154V153H210ZM209 154V155H210ZM229 154V153H228ZM236 154H238V153H236ZM258 154V153H257ZM256 154V155H257ZM28 155H30V153L28 154ZM32 155V154H31ZM29 156L30 157V160H32V156ZM35 155V154H34ZM34 155H33V157H34ZM40 155V156H41ZM208 155V156H209ZM219 155V154H218ZM221 155V154H220ZM223 155H224V153H223ZM234 155V154H233ZM254 155V154H253ZM260 155V154H259ZM259 155H257L256 157H254V158H256V159H259ZM36 156V155H35ZM211 156H213L212 154H211ZM232 156V155H231ZM236 156V155H235ZM238 156V155H237ZM263 156V155H262ZM261 156V157H262ZM28 156L27 157H25L24 158V160L25 159H28L29 158ZM38 157V156H37ZM215 157V156H214ZM234 157V156H233ZM213 158V157H212ZM216 158V157H215ZM235 158V157H234ZM252 158H253V156H252ZM252 158H250L251 160H252ZM38 159V158H37ZM48 159V160H49ZM217 159H218V157H217ZM237 159H238V157H237ZM241 159V158H240ZM34 160H35V158H34ZM260 160V159H259ZM264 160V159H263ZM36 161V160H35ZM248 161H250V160H248ZM253 161V160H252ZM255 161V160H254ZM261 161V160H260ZM18 162V163H17ZM22 162V163H21ZM32 162L34 163V161L32 160ZM39 162V161H38ZM38 162H35L36 164L38 163ZM221 162V161H220ZM224 162V161H223ZM222 162V163H223ZM232 162H234V161H232ZM231 162V163H232ZM26 163H27V161H26ZM217 164H214V165H220V163H218V162H216ZM227 163V162H226ZM230 163V164H231ZM257 163H259L258 161H257ZM256 163V164H257ZM261 163V162H260ZM29 164V163H28ZM28 164L26 165H24V167H27L28 166ZM30 164H31V161H30ZM29 164V165H30ZM239 164H240V162H239ZM255 164V163H254ZM263 163H261V165H262ZM48 165V164H47ZM240 165H242V163L240 164ZM252 165V164H251ZM250 165V166H251ZM259 165V167L261 166L260 164H258ZM264 165V164H263ZM37 166V165H36ZM35 166V164H34V168L36 167ZM196 166V165H195ZM194 166V167H195ZM199 165L197 164V166H196V168L198 167ZM225 166V165H224ZM229 166H231V165H229ZM229 166H227V167H229ZM232 166H234V165H232ZM238 166V165H237ZM249 166V167H250ZM252 166H254V165H252ZM256 166V165H255ZM19 167V168H18ZM17 168H18V170L20 169V167L21 166H18ZM31 167H33L32 165H31ZM217 166H215V168H216ZM220 167H222V166H220ZM220 167L219 168H217L218 170L220 169ZM262 167V166H261ZM260 167V168H261ZM29 168V167H28ZM34 168H32V170H35ZM212 168V167H211ZM214 168V167H213ZM224 168V167H223ZM222 168V169H223ZM253 167H250L248 170H250V169H252ZM257 168H258V166H257ZM260 168H259V170H260ZM0 169V170H1ZM43 169V168H42ZM46 169V170H45ZM163 169H164V167H163ZM199 169H200V167H199ZM228 169V168H227ZM235 169V168H234ZM237 169V168H236ZM240 169V168H239ZM254 169V168H253ZM253 169H252V171H253ZM162 169H157V171L156 172H154L153 174H156V178H157V176H158V178H159V180H161L162 179V176L163 175H161V171ZM196 169H194V171H195ZM225 170V169H224ZM257 170V169H256ZM256 170H255V172H256ZM258 170V171H259ZM12 171V169L10 170V173H13V172H11ZM14 171H17L16 169H14ZM29 171V170H28ZM46 171V172H45ZM99 171H102V176H100L99 175ZM151 171H153V170H151ZM161 171V172H160ZM167 171V170H166ZM165 171V173L164 174H166L167 172ZM192 171L193 170H191V171H189V174H191L190 176H193L192 175ZM202 171V170H201ZM212 171V170H211ZM217 171V170H216ZM246 171V170H245ZM260 171H263V167H262V170H260ZM30 172H31V169H30ZM45 172V173H44ZM168 172V173H169ZM170 172V173H171ZM177 172V171H176ZM175 172V173H176ZM203 172V171H202ZM218 173L220 172V170L219 171H217ZM217 172H215V173H217ZM264 172V171H263ZM263 172H262V174L261 173H256V176L254 175V178H258L257 177V175H259V174H261L262 176H263ZM5 173V171L4 172H2V173H0V174H2V175H6V174H4ZM9 173V174H10ZM26 173V172H25ZM40 173H41V171H40ZM44 173V174H43ZM149 173V172H148ZM194 173V172H193ZM199 173H200V171H199ZM224 172H222V174H223ZM228 173V171L225 173V175ZM231 173H233L232 171H231ZM231 173H228L227 175H230ZM235 173V172H234ZM254 173V172H253ZM252 173V174H253ZM120 174V173H119ZM152 174V175H153ZM188 174V175H189ZM196 174H197V172H196ZM195 174V175H196ZM211 175L213 174L214 175V173L212 172V173H210ZM220 174V173H219ZM22 175V174H21ZM44 176V177H41V176ZM117 175V174H116ZM167 175V174H166ZM169 175H171V174H169ZM178 174H176V175H173L174 176V180L172 179V180H170V179H168L169 180V182H174V181H178V179H181V175L179 176H177ZM194 175V176H195ZM197 175H199V174H197ZM211 175L209 176L210 178H211ZM224 175V174H223ZM232 175H234V174H231V177L233 178V176ZM20 176V175H19ZM39 176V175H38ZM147 176H149V175H147ZM146 176V177H147ZM154 176V175H153ZM235 176V175H234ZM251 176V178H252V175H250ZM262 176H260V177H262ZM21 177V176H20ZM164 177H165V180L167 179L166 177L167 176H165L164 175ZM170 177H172V176H170ZM169 177V178H170ZM178 177H180V178H178ZM185 177H187V176H185ZM225 177V176H224ZM228 176H226V179L228 180V178H227ZM237 177V179H238V176H236ZM236 177H234V178H236ZM246 177H248V176H246ZM22 178V177H21ZM145 178V177H144ZM144 178H143V180H144ZM147 178H151V175H150V177H147ZM161 178V179H160ZM188 178V177H187ZM190 178V177H189ZM192 178H194V177H192ZM209 178V179H210ZM253 178V179H254ZM113 179V178H112ZM184 179V177H182V180ZM186 179V178H185ZM196 179H197V176H196ZM212 179V178H211ZM216 179V178H215ZM215 179H214V181H215ZM221 179H223L222 177H221ZM249 179V178H248ZM262 179H264V178H262ZM110 180V179H109ZM146 181H147V179H145ZM195 180V179H194ZM193 180V181H194ZM219 180V179H218ZM258 180V179H257ZM257 180H256V182H255V180L253 181V183L255 182V184L256 183H259V182H257ZM259 180H261V178H259ZM161 181H163V183H167L168 181L166 180L165 182H164V179L163 180H161ZM180 181V180H179ZM189 180H187V182H188ZM192 181V182H193ZM213 181V182H214ZM224 181V180H223ZM223 181H222V183H223ZM232 181H234V180H232ZM248 181V180H247ZM181 182V181H180ZM184 182H186V180L184 181ZM218 182V181H217ZM236 182H238V181H236ZM249 182L250 181H248V184H249ZM178 183L179 182H177L176 184L178 185ZM205 183V182H204ZM230 183V182H229ZM252 183V182H251ZM32 184V185H33ZM98 184H100V183H98ZM172 186H173V184L172 183H170ZM175 183H174V185L175 186H177ZM179 184H183L182 182L181 183H179ZM207 184V183H206ZM211 184V182L208 184V185H210ZM231 184V183H230ZM14 185V184H13ZM96 185H97V187H96ZM111 185H113V184H111ZM207 185V186H208ZM254 185V184H253ZM16 186V185H15ZM15 186H11V188L13 189V187H15ZM114 186H115V184H114ZM175 186H173V188L172 189H175ZM179 186V185H178ZM184 186V185H183ZM204 186H206V185H204ZM221 186H222V184H221ZM233 186V185H232ZM249 186V185H248ZM34 187V188H35ZM102 186H100L99 188H101ZM118 187V186H117ZM165 187V186H164ZM167 187H169L170 189H171V186H169V184H168V186ZM186 187V186H185ZM192 187H193V185H192ZM234 187V186H233ZM251 187V186H250ZM250 187H248V188H250ZM10 188V189H11ZM16 188V187H15ZM127 188L128 187H126V188H124L123 190L125 191V193L127 194L128 192V190H127ZM130 188V187H129ZM169 188H167V189H169ZM178 188V187H177ZM176 188V189H177ZM182 188V187H181ZM186 188H188V187H186ZM191 187H189V189H190ZM202 188H205V187H202ZM9 189V190H10ZM17 189V188H16ZM19 189V188H18ZM102 189V188H101ZM107 189V188H106ZM112 189H114V187L113 188H111V191H112ZM117 189V188H116ZM120 189V190H119ZM118 190L120 191H118V190H116L114 193H115V195L118 193V194H120L121 193V191H122V193L123 194H125L124 193V191L123 190H121V188H119ZM126 189V190H125ZM165 189H166V187H165ZM201 189V188H200ZM252 189V188H251ZM8 190V191H9ZM33 190V189H32ZM37 190H35V192H37ZM130 190V189H129ZM188 190V189H187ZM193 190H194V188H193ZM230 190L232 191V189L230 188ZM260 190V189H259ZM263 190V189H262ZM261 190V191H262ZM5 191H7V190H5ZM11 191V190H10ZM13 191H16V190H13ZM69 191V192H70ZM101 191V190H100ZM164 191V190H163ZM177 191V190H176ZM195 191V190H194ZM200 191V190H199ZM251 191V190H250ZM257 191H258V189H257ZM256 191V192H257ZM4 192V191H3ZM3 192H1V194L0 195H2L3 194ZM35 192H34V194H35ZM67 192V191H66ZM105 192H107V191H105ZM113 192H111V193H113ZM130 192V191H129ZM178 192V191H177ZM198 192V191H197ZM205 192V191H204ZM212 192V191H211ZM229 192V191H228ZM233 192V191H232ZM231 192V193H232ZM252 192V191H251ZM7 193V192H6ZM5 193V195H7L8 196V194L9 193H7L6 194ZM10 193H13L12 195H14L15 193L14 192H10ZM17 193L19 194L20 192L19 191H17ZM23 193V192H22ZM33 193V192H32ZM87 193H89V192H87ZM86 193V194H87ZM113 193V194H114ZM168 193V192H167ZM170 193H172V192H170ZM174 193V192H173ZM190 193H191V191H190ZM250 193V192H249ZM258 193V192H257ZM18 194H17V197L20 199L21 197L20 196H18ZM35 194V195H36ZM69 194V193H68ZM93 194V193H92ZM112 194V195H113ZM125 194V195H126ZM129 194V193H128ZM127 194V195H128ZM195 194V193H194ZM197 195H198V193H196ZM216 194V193H215ZM230 194V193H229ZM256 194V193H255ZM259 194V193H258ZM261 194V193H260ZM10 195V194H9ZM22 195V194H21ZM23 195L25 196V194L23 193ZM22 195V196H23ZM36 195V196H37ZM91 195V194H90ZM95 195V194H94ZM98 195H99V193H98ZM106 195V194H105ZM104 195V196H105ZM115 195H113V197H119V199H120V197L121 196H115ZM120 195H122V194H120ZM126 195V196H127ZM158 195V194H157ZM160 196H162V194L160 193L159 194ZM201 195H203V194H201ZM213 194H211L210 196H212ZM11 196V195H10ZM15 196V195H14ZM13 196V197H14ZM27 196V195H26ZM66 196V195H65ZM72 196V195H71ZM84 196V195H83ZM93 196V195H92ZM108 196V195H107ZM109 196H110V194H109ZM125 196V197H126ZM160 196H159V198H160ZM209 196V197H210ZM215 196V195H214ZM216 196H217V194H216ZM232 196V195H231ZM4 197V195L1 197V198H3ZM16 197V196H15ZM17 197H16V199H17ZM29 197H31L30 195H28L27 197H24V198H29ZM38 197V196H37ZM68 197V196H67ZM85 197H89V196H85ZM106 197V196H105ZM104 197V198H105ZM111 197V196H110ZM109 197V198H110ZM113 197L112 198H110L111 200V203H116L117 202V200L115 199V201L116 202H114L113 200ZM124 197V198H125ZM204 197H206V196H204ZM251 197V196H250ZM1 198H0V200H1ZM8 198V197H7ZM7 198H5L6 200H7V202H8V199ZM11 198H12V196H11ZM10 198V199H11ZM43 198H45V196L43 197ZM49 198V197H48ZM47 198V199H48ZM57 198V199H58ZM74 198V197H73ZM76 198H78L77 196H76ZM92 198V197H91ZM127 198H128V196H127ZM156 198H157V196H156ZM162 198V197H161ZM212 198H213V196H212ZM217 198V197H216ZM229 198V197H228ZM227 198V199H228ZM9 199V200H10ZM15 198L13 199L14 200V202H18V200L17 201H15L16 200ZM22 199H23V197H22ZM22 199H21V201H22ZM31 199V198H30ZM33 199V198H32ZM31 199V200H32ZM46 199V200H47ZM50 199V198H49ZM60 199V198H59ZM64 199V198H63ZM68 199V198H67ZM72 199V198H71ZM75 199V198H74ZM79 199V198H78ZM82 199V198H81ZM99 199V198H98ZM103 199V198H102ZM106 199V198H105ZM113 199V200H112ZM209 199V198H208ZM246 199H248V202H249V200H251V198H247L246 197ZM245 199V200H246ZM13 200H11V202L13 201ZM29 200V199H28ZM30 200V201H31ZM35 200V199H34ZM38 200V199H37ZM42 200H44V199H42ZM61 200V199H60ZM59 200V201H60ZM80 200V199H79ZM88 200H89V198H88ZM91 200V199H90ZM124 200V199H123ZM153 200H155V199H153ZM212 200V199H211ZM220 200H222V199H220ZM3 201H4V199H3ZM66 201V200H65ZM81 201V200H80ZM92 201V200H91ZM100 201V200H99ZM108 202V206L109 205H111V204H109L110 203V201L109 200H107ZM122 201V198L120 199V201H119V203ZM224 201V200H223ZM232 201V200H231ZM6 202V201H5ZM10 202V203H11ZM14 202H12V203H14ZM19 202H20V200H19ZM29 202V201H28ZM27 202V203H28ZM38 202V201H37ZM37 202L35 203V204H37ZM42 202V201H41ZM45 202V201H44ZM49 202V201H48ZM103 203H102V205L100 204L101 203V201H100V203H98L97 201H96V203H98L99 205H96L95 204V207H94V205H91V206H93L94 208H91V207H88V209H90L89 211H88V216L86 215V213H84V212H82L83 214H85L84 216H87V217H89L88 219V222H90V224L91 225H97L98 223V221H99V219L102 217V216H104V214H105V216H106V213H102V212H104L103 210H105V208L107 209V207H104L105 206V204H107L106 203V200H104L103 199V201H102ZM104 202H105V204H104ZM130 202H131V200H130ZM214 202V201H213ZM9 203V202H8ZM24 203H26V201L24 202ZM30 203V202H29ZM29 203H28V205H29ZM40 203V202H39ZM82 203H84V202H82ZM211 203V202H210ZM254 203V202H253ZM15 204V203H14ZM47 204V203H46ZM52 204V203H51ZM58 204V203H57ZM80 204V203H79ZM92 204V203H91ZM104 204V205H103ZM221 204V203H220ZM219 204V205H220ZM245 204H247L246 202H245ZM13 205V204H12ZM25 205V204H24ZM40 205V204H39ZM75 205V204H74ZM86 205H87V202H86ZM114 205V204H113ZM118 204H116L114 207H116ZM130 205V204H129ZM211 205V204H210ZM209 205V206H210ZM218 205V206H219ZM40 206H43V202H42V205H40ZM50 205H48V206H46V207H49ZM71 206L73 207V205L71 204ZM84 206V205H83ZM90 206V205H89ZM128 206V205H127ZM28 206H27V204H26V208H27ZM36 207H37V205H36ZM39 207V206H38ZM37 207V208H38ZM45 207V206H44ZM45 207V208H46ZM55 207V206H54ZM53 207V208H54ZM67 207V206H66ZM77 207V206H76ZM76 207H75V209H76ZM80 207V206H79ZM113 207V206H112ZM110 208L109 207V209L111 210V209H113V208ZM118 207V206H117ZM22 208V207H21ZM30 208H32L31 207V205H30ZM30 208H27V211H28V209L31 211L32 209H30ZM41 208V207H40ZM43 208V207H42ZM52 208V209H53ZM81 208V207H80ZM83 208V207H82ZM104 208V209H103ZM126 208H128V207H126ZM207 208H209V207H207ZM214 208V207H213ZM219 208V207H218ZM23 209H24V206H23ZM47 209V208H46ZM51 209V210H52ZM73 209L74 208H72V211L70 210H67L66 209V213L68 214L69 212H70V214L69 215H71V213H73ZM114 209H118V208H114ZM113 209V211L114 212H116V210H114ZM210 209V208H209ZM208 209V210H209ZM41 210V209H40ZM49 210V209H48ZM50 210V211H51ZM77 210H78V208H77ZM84 211L86 210V209H83ZM102 210V211H101ZM127 209H125V211H126ZM216 210V209H215ZM23 211V210H22ZM24 211H26V210H24ZM33 212H35V210H32ZM36 211H38V210H36ZM45 211V210H44ZM64 211V210H63ZM62 211V212H63ZM67 211H69V212H67ZM82 211V210H81ZM112 211V212H113ZM13 212V211H12ZM33 212H31V214H33ZM39 212V211H38ZM43 212V211H42ZM41 212V213H42ZM53 212V211H52ZM55 212V211H54ZM61 212V211H60ZM61 212V213H62ZM77 212V211H76ZM113 212V213H114ZM238 212V211H237ZM26 213V212H25ZM25 213H22V215H24ZM40 213V212H39ZM47 214L49 213V212H46ZM51 213V212H50ZM56 213H58V211H56ZM75 213V212H74ZM79 213H80V211H79ZM111 213V212H110ZM109 213V214H110ZM122 213V212H121ZM125 213V212H124ZM123 213V214H124ZM204 213H205V211H204ZM12 214V213H11ZM30 214V215H31ZM45 214V213H44ZM52 214V213H51ZM20 215V214H19ZM18 215V216H19ZM22 215H20L21 217H22ZM26 215H27V213H26ZM28 215H29V213H28ZM27 215V216H28ZM48 215H50V214H48ZM53 215V214H52ZM108 215V214H107ZM228 215V214H227ZM238 215V216H237ZM239 215L240 214H236L235 215V213H234V215L231 217V220H230V223H229V225H228V227H230L229 229H232V230H234V229H236L237 227H238V223L240 222L239 221V219L241 218V217H239ZM7 215H5V217H6ZM10 216V215H9ZM72 216V215H71ZM109 216H111V215H109ZM120 216V215H119ZM118 216V217H119ZM216 216V215H215ZM48 217V216H47ZM53 217H54V215H53ZM66 217V216H65ZM68 217H70V216H67V218ZM73 217V216H72ZM108 217V216H107ZM121 217V216H120ZM119 217V218H120ZM229 217V216H228ZM6 218H8V217H6ZM61 218V217H60ZM109 218V217H108ZM117 218V217H116ZM63 219V218H62ZM204 219V218H203ZM17 220H19V219H17ZM73 220V219H72ZM116 220H118V219H116ZM115 220V221H116ZM199 220V219H198ZM227 220H228V218H227ZM63 221H64V219H63ZM70 221H71V219H70ZM197 221V220H196ZM65 222V221H64ZM66 223V222H65ZM97 223V224H96ZM109 223V222H108ZM202 223H204V222H202ZM66 224H68V223H66ZM71 224V223H70ZM69 224V225H70ZM73 224H75V223H73ZM87 224V223H86ZM247 224V223H246ZM250 224V223H249ZM254 224V223H253ZM179 225V224H178ZM61 227H65V225L64 224H62V225H60ZM100 226H101V224H100ZM251 226V225H250ZM89 227H90V225H89ZM92 227V226H91ZM90 227V228H91ZM94 227V226H93ZM201 227V226H200ZM252 227V226H251ZM72 228H73V226H72ZM75 228V227H74ZM76 228H78L77 226H76ZM89 228V231L91 230ZM95 228H97V227H95ZM99 228V227H98ZM97 228V229H98ZM247 228H249V227H247ZM252 228H254V227H252ZM58 229H59V227H58ZM61 229V228H60ZM94 229V228H93ZM96 229V230H97ZM63 230V229H62ZM70 230H72V229H70ZM77 230V229H76ZM81 231V228H79L78 230H77V232L78 231ZM95 230V229H94ZM253 230V229H252ZM58 232L57 233H59L60 232V230H57ZM92 231V230H91ZM73 233H74V235H75V232L74 231H72ZM72 232H71V234H72ZM94 232V231H93ZM194 232H196V231H194ZM56 233V234H57ZM64 233H66V232H64ZM70 233V232H69ZM69 233H67V234H69ZM60 234H61V232H60ZM67 234H65L66 235V237H67V239L69 238V236H67ZM70 234V235H71ZM78 234V233H77ZM76 234V235H77ZM74 235H72V236H74ZM75 235V237L77 238V236L79 235H77L76 236ZM196 235V234H195ZM85 236V235H84ZM197 236V235H196ZM71 237V236H70ZM72 238V237H71ZM70 238V239H71ZM74 238V237H73ZM71 239L72 241H74V239ZM82 239L84 238L83 236L81 237ZM70 240V241H71ZM75 240H77V239H75ZM194 240V239H193ZM196 240V239H195ZM70 241H67V243L68 242H70ZM190 242V241H189ZM12 243V242H11ZM65 243H66V241H65ZM11 246V245H10ZM188 246V245H187ZM9 247V246H8ZM191 247V246H190ZM29 258V257H28ZM256 258H258V257H256ZM30 259V258H29Z\"/></svg>", "mask_w": 264, "mask_h": 264}]
</instances>
